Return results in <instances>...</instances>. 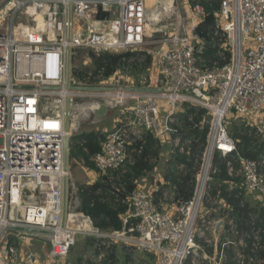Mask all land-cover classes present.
Returning <instances> with one entry per match:
<instances>
[{
	"label": "built area",
	"instance_id": "obj_1",
	"mask_svg": "<svg viewBox=\"0 0 264 264\" xmlns=\"http://www.w3.org/2000/svg\"><path fill=\"white\" fill-rule=\"evenodd\" d=\"M154 3L152 8H161V0ZM148 11L147 0H0V264H40L35 254L20 253L21 244L27 245L24 237L44 239L48 258L64 260L79 234H95L107 247L121 241L153 256L154 264H262L246 253L249 236L237 232L230 205L211 197L210 184L214 153L232 158L239 162L235 170L227 161L228 175L240 177L236 197L254 195L264 207V155L240 157L227 130L232 114L255 128L249 135L264 141L255 122L264 117V0H220L213 35L226 42L231 56L221 67L206 69L198 65L204 44L195 32L205 14L200 0H182L176 9L181 24L171 11L167 37L144 49L149 27L160 22L151 23ZM160 33L165 34L161 27L152 35ZM83 50L95 58L145 51L151 57L148 78L136 81L121 65L108 76L93 67L77 80L79 70L70 64ZM93 103L95 110L88 112ZM184 104L210 116L191 197L177 199L163 181L147 190L138 184L122 200L128 206L122 230L94 228L77 212L79 190L68 170L70 140L81 122L102 106L107 111L95 120L119 110L100 152L89 160L99 174L125 172L133 164L130 143H143L138 130L163 142L172 136L173 146L190 155L191 140L181 141L177 120ZM73 214L93 231L68 226ZM251 237L254 253L264 247V226Z\"/></svg>",
	"mask_w": 264,
	"mask_h": 264
},
{
	"label": "trees",
	"instance_id": "obj_2",
	"mask_svg": "<svg viewBox=\"0 0 264 264\" xmlns=\"http://www.w3.org/2000/svg\"><path fill=\"white\" fill-rule=\"evenodd\" d=\"M200 3L204 6L205 14L195 32L204 44V49L198 65L202 69L211 68L214 65L221 67L229 61L231 53L226 42L223 39L219 41V38L213 35L216 23L214 13L219 9L220 0H200ZM90 57L92 67L96 71L103 68L104 76L110 75L118 66L126 65L136 81H139V75L147 72L151 66V57L145 51L125 54L102 53L98 58L92 55ZM123 58L124 61H122ZM74 77L77 80L83 79L81 73L74 74ZM209 119L210 116L205 109L188 104H184L181 111L177 113L181 141L191 140L190 155L180 153L178 148L172 150L171 167L166 171L163 179L175 189L179 200H188L193 193L194 174L206 146ZM248 130L253 132L255 128L245 126L244 123H240L238 126L232 123L228 132L236 140V153L244 159L256 160L264 155V141L249 135ZM101 140H103V136L94 131L73 135L70 145L73 144L75 149L70 153V156L81 155L84 166L88 169H95L89 158L100 152ZM139 147H141L140 153H133V164L128 166L125 172L113 171L105 175L99 174L96 182L78 188L80 206L77 212L88 216L93 227L100 232L122 230L121 216L128 210V206L123 204L122 200L127 198L137 188L146 173L152 171L156 166L151 158L158 157L161 149L159 140L145 133L143 143L135 142L132 145L134 149ZM195 160L198 165L196 170L191 172L188 169L192 168ZM229 160H232L235 170L239 168L238 161H234L232 158H222L218 153H214L212 166L216 172L212 176L210 195L216 199L223 198L230 205L231 216L234 218L237 232L249 236L246 238V253L251 256L256 255L264 264V247L255 250L254 253L251 252L253 242L251 234L253 230L264 226V207L261 203L250 204L246 197H236L239 178L228 175L227 161ZM178 165L183 166L180 172L176 171ZM155 194L157 195V193ZM231 237L236 238L237 236ZM230 253L231 250H229ZM109 258L114 260L115 254H110ZM112 264H116V262ZM227 264H231V262Z\"/></svg>",
	"mask_w": 264,
	"mask_h": 264
},
{
	"label": "rangeland",
	"instance_id": "obj_3",
	"mask_svg": "<svg viewBox=\"0 0 264 264\" xmlns=\"http://www.w3.org/2000/svg\"><path fill=\"white\" fill-rule=\"evenodd\" d=\"M173 1L174 0H172L170 3V9H169L170 12L167 11L162 17H159L158 19L156 18L158 17V14L157 13L153 14L154 16L153 18L156 19L157 21L160 20V22L157 23L158 24L157 27H152V28L149 27V31L147 33L148 35L146 36L145 45L143 47L144 49L158 47L160 45L159 42L167 37V34L169 33L168 31H170V20H167L170 17L169 13H171V11H175L177 13L176 9H178L179 6L181 8V2H182V0H176L175 2H177L178 5L177 4L175 5ZM147 6H148V2H147ZM177 15L179 17V21L181 22L183 20V15L179 13H177ZM159 27L165 30V34L160 33V34L152 35L154 29ZM70 66L71 68L75 67L77 70H79L78 72L76 71L75 74L81 73L82 75H84V72L86 71H93L92 60L89 57V52L84 50L79 51L76 57L71 60ZM148 75H149L148 71L140 74L139 82L147 80ZM118 112H119L118 109L110 110L100 120H95V117L92 115L88 120L81 122L79 132L77 134L94 131L100 134L101 136H104L105 131H109L111 129L113 119L116 117ZM166 114H167L166 110L161 112L162 117L165 116ZM231 116L232 114H229L227 116L228 130H230V126L232 123H234L236 126L242 123V119H240L239 117L236 116L231 117ZM259 117H260L259 115L256 116V118L258 119L255 120L256 118H254V120L261 128L263 132L262 136L264 138V117H260V118ZM138 132L142 136H144L145 134L143 130H138ZM172 140H173L172 136H168V139H166L164 142L162 141V139L159 140L161 149L158 153V157L151 158L152 162H155L156 166L153 168L152 171L146 173L145 177H143L139 182V185L143 186L142 188H144L145 190L152 189L151 186H154L156 184H158L159 186L162 181L165 182L163 177L166 171L171 167V163H170V158L172 155L171 151L175 149ZM132 145L133 143H130V146L128 147L129 157L131 159H133L132 156L134 153V148H132ZM74 149L75 148L73 144H71L68 155V170L71 174L72 181L74 182L77 188H79L80 186H87L93 184L99 178L98 177L99 173L95 169L86 168L84 166V161L82 160L81 155H75L71 157L70 153L74 152ZM197 165L198 162L195 160L193 162L192 168L188 170H191V172L195 171ZM128 166L129 165H126L124 169H127ZM176 171L180 172L182 170L177 169ZM237 178H239V182H240V177ZM165 186L168 185L165 184L164 186L161 187H165ZM246 198L247 201L252 205L262 203L254 195H249ZM154 202H156V199L154 200ZM210 202L214 203V200L212 199ZM212 208H214L216 211H219L215 207V205H213ZM68 225L70 227H78L80 223L77 224V221L74 220L73 222H70ZM24 240L25 242L30 244L29 246L30 251L40 250L44 253V256L48 257V247H47L48 243H46L44 239L24 237ZM24 248L25 247L23 246V244H21L22 252L24 251ZM112 253L115 254L114 260L109 258L110 254ZM48 260L52 261L54 264H59V263L60 264H112L115 262L116 264H154L153 256L148 254L143 255L138 251H136L135 248L130 249V247H127L121 241L117 243H111L109 244L108 247L102 246L100 239H98V236L95 234L93 235L79 234L77 236L75 245L71 248L66 259L57 260V259L49 258ZM41 261L44 262V257L41 259Z\"/></svg>",
	"mask_w": 264,
	"mask_h": 264
},
{
	"label": "bare ground",
	"instance_id": "obj_4",
	"mask_svg": "<svg viewBox=\"0 0 264 264\" xmlns=\"http://www.w3.org/2000/svg\"><path fill=\"white\" fill-rule=\"evenodd\" d=\"M156 0H147L148 2V8H149V11H148V16H149V20L151 23H155V22H158L156 19H154L153 17V14L154 13H157L158 14V17H156L157 19L159 17H162L167 11L170 12V3L172 0H162V3L163 5L161 6L160 9H154L152 8V5L155 4ZM175 12V11H174ZM176 13V12H175ZM177 16V19H178V24L180 25L181 22L179 21V17L178 15L176 14ZM151 79L153 80L154 79V74L152 73L151 75ZM96 108V105L93 103L91 104V106H89L87 109L89 110L88 112H90L91 110H95ZM87 114V111L85 113V115ZM74 220L77 221V224L80 223V225L78 227H73V228H79V229H84L85 231H93L92 228L86 223L83 221V219L81 218V216L77 215V214H73L69 217L68 221H67V225L70 223V222H73ZM69 226V225H68Z\"/></svg>",
	"mask_w": 264,
	"mask_h": 264
},
{
	"label": "crops",
	"instance_id": "obj_5",
	"mask_svg": "<svg viewBox=\"0 0 264 264\" xmlns=\"http://www.w3.org/2000/svg\"><path fill=\"white\" fill-rule=\"evenodd\" d=\"M25 241V240H24ZM27 244V247L24 248V251L22 252V250L20 249V253H24L26 252V254H35L40 262V264H54L52 261L48 260L49 258L44 256V253L40 250H33V251H30L29 250V246L30 244L29 243H26ZM48 249H49V246H47ZM44 257V262L41 261V259ZM62 262V261H61ZM60 264V263H59Z\"/></svg>",
	"mask_w": 264,
	"mask_h": 264
},
{
	"label": "water",
	"instance_id": "obj_6",
	"mask_svg": "<svg viewBox=\"0 0 264 264\" xmlns=\"http://www.w3.org/2000/svg\"><path fill=\"white\" fill-rule=\"evenodd\" d=\"M107 111V108L102 106L101 110H97L94 113L95 117L102 116ZM64 166L67 167V156H65ZM65 218V192L63 193V220ZM20 230V229H19Z\"/></svg>",
	"mask_w": 264,
	"mask_h": 264
}]
</instances>
